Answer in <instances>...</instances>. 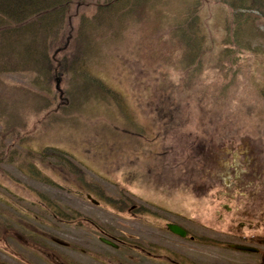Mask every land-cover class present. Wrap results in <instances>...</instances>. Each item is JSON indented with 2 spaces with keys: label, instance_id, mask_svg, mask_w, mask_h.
Returning a JSON list of instances; mask_svg holds the SVG:
<instances>
[{
  "label": "rangeland",
  "instance_id": "1",
  "mask_svg": "<svg viewBox=\"0 0 264 264\" xmlns=\"http://www.w3.org/2000/svg\"><path fill=\"white\" fill-rule=\"evenodd\" d=\"M119 1L100 20L95 14L105 0H70V13L77 14L71 22L88 40L75 47L73 37L64 35L63 49L50 57L51 77L38 87L27 84L34 73L0 75L11 84L2 87L11 98L15 84L41 95L39 112H32L25 128L40 137L32 148L65 152L71 171L50 153L44 161L31 153L20 160L28 172L0 152L1 238L52 230L36 217L44 216L37 194L74 209L89 227L94 222L118 236L119 224L155 213L166 220L201 215L196 218L227 230L233 214L220 222L213 216L231 193L227 183L264 177V13L252 12L256 22L242 25L235 17L241 1L204 0L198 10L204 45L194 56L171 33L170 1L162 12L148 10L149 2L135 7L139 0ZM93 15L99 24L88 25ZM16 100L4 98L8 104ZM5 109L12 115L17 110ZM117 199L139 205L141 216L122 212ZM1 238L0 264H15L10 242ZM95 241L98 257L112 253ZM210 251L215 263L234 257L225 248Z\"/></svg>",
  "mask_w": 264,
  "mask_h": 264
},
{
  "label": "flooded vegetation",
  "instance_id": "2",
  "mask_svg": "<svg viewBox=\"0 0 264 264\" xmlns=\"http://www.w3.org/2000/svg\"><path fill=\"white\" fill-rule=\"evenodd\" d=\"M230 187L231 193L225 198L227 202L216 204L213 212L219 222L224 220L223 215L233 214L232 219L236 220L227 230L214 228L196 218L201 215L189 217L183 214L181 219L166 220L164 215L155 213L151 219L141 218L143 222L119 224L121 232L118 236L102 226L79 227L78 213L74 209L38 196L44 216L36 217L52 230L10 233L0 238L10 242V254H13L15 264H115L114 261L117 264H264V177L247 183L229 182L228 191ZM9 203L15 208L12 202ZM119 205L123 212L141 215V208L135 203L127 204L121 200ZM163 210L169 212L170 207H163ZM169 222L182 228L184 235L169 230ZM57 224L65 229H57ZM222 233L230 235L232 242L222 240ZM102 237L114 242L113 247L101 241ZM95 240L111 248L109 252L112 253L98 257ZM178 242L184 245L176 247ZM233 244L253 249H237ZM223 248L230 250L228 257H234L227 261L223 257V262L215 263L210 249L222 251ZM76 254L85 260L75 262Z\"/></svg>",
  "mask_w": 264,
  "mask_h": 264
},
{
  "label": "trees",
  "instance_id": "3",
  "mask_svg": "<svg viewBox=\"0 0 264 264\" xmlns=\"http://www.w3.org/2000/svg\"><path fill=\"white\" fill-rule=\"evenodd\" d=\"M105 1L103 5H98L95 14L100 16V20L105 15L106 10L115 11L117 9L115 7L119 6L120 3L119 0ZM139 1L135 7L139 6V3L141 5L146 3L147 5L149 2L147 9H154L159 12H162L164 10L162 6L167 5L170 1L171 8L175 9L172 10L171 33L179 39L180 44L185 48V52L196 56L202 51L204 45L202 43L203 32L201 31L198 10L204 0H141L142 3ZM238 1H241L240 14L238 17L235 14V17L239 18V24L252 26L256 22L252 12L257 11L263 14L264 0ZM71 4L70 0H0V37L3 36L6 40V53L8 54L5 55L3 51H0V75L15 72L34 73V78L31 77L27 84L36 87L39 86V83H44L45 77H51L50 57L55 51L58 50L59 52L63 49H60V46L66 43L64 35H69V38L73 37L75 47L81 43L82 38L88 40L86 36H82L78 32V27L73 26L71 22L72 17L77 15L76 12L70 13ZM95 15L86 19L88 25L99 24ZM226 27L228 29L229 26L226 25ZM240 44L239 42L235 45L240 46ZM63 55H66V52ZM194 61L193 58L187 63V66L193 64ZM5 82L7 81L0 79V125L3 126L0 133H2L1 138H7L6 144L3 139H0V147L3 145L6 147V150L0 151L5 154L3 159L6 160L4 161L8 160L18 168H25L28 169V172H33L32 169L28 168V165L20 161L21 158L31 153L36 154L35 156L39 155L43 161L46 153H50L49 156L51 157L54 155L56 158H63V153L54 149L46 148L41 152H34L32 143L35 136H31L34 130L33 128L29 132L25 130L28 122L33 118L32 112H39L40 108L36 106H38L40 101L38 99L41 95L30 87L15 84L14 90L17 97L15 104L5 103L4 98H15V96L11 98L10 93L2 89L4 86L11 85ZM6 105L10 109L17 108L14 115L3 113L6 110ZM39 107L44 109L42 106Z\"/></svg>",
  "mask_w": 264,
  "mask_h": 264
},
{
  "label": "bare ground",
  "instance_id": "4",
  "mask_svg": "<svg viewBox=\"0 0 264 264\" xmlns=\"http://www.w3.org/2000/svg\"><path fill=\"white\" fill-rule=\"evenodd\" d=\"M0 38H2L1 39V42H0V51H3L4 53H5V55H8L7 53H6V40H5V38H3V36L2 37H0Z\"/></svg>",
  "mask_w": 264,
  "mask_h": 264
},
{
  "label": "water",
  "instance_id": "5",
  "mask_svg": "<svg viewBox=\"0 0 264 264\" xmlns=\"http://www.w3.org/2000/svg\"><path fill=\"white\" fill-rule=\"evenodd\" d=\"M57 87H58V85H57ZM171 228H172L173 231L181 233V231L176 226H172Z\"/></svg>",
  "mask_w": 264,
  "mask_h": 264
}]
</instances>
